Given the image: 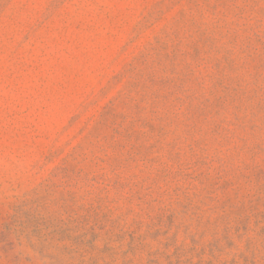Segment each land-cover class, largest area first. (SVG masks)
Listing matches in <instances>:
<instances>
[{
  "label": "rangeland",
  "instance_id": "374dc122",
  "mask_svg": "<svg viewBox=\"0 0 264 264\" xmlns=\"http://www.w3.org/2000/svg\"><path fill=\"white\" fill-rule=\"evenodd\" d=\"M0 264H264V0H0Z\"/></svg>",
  "mask_w": 264,
  "mask_h": 264
}]
</instances>
